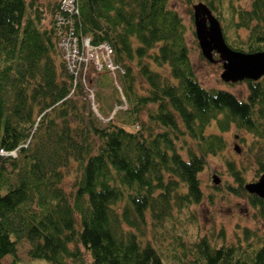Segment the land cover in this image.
<instances>
[{"label":"trees","instance_id":"1","mask_svg":"<svg viewBox=\"0 0 264 264\" xmlns=\"http://www.w3.org/2000/svg\"><path fill=\"white\" fill-rule=\"evenodd\" d=\"M229 1L235 29L248 35L246 51L228 47L264 51V0H248L247 10ZM169 2L78 0L82 33L106 44L124 71L128 125L136 128L128 131L96 118L80 82L71 94L73 77L52 24L41 29V7L0 0V149L19 148L16 159H0V264L6 256L17 264L20 240L32 260L49 264H164L145 232L203 201L199 175L226 150L222 135L231 129L252 137L256 173L264 174V77L243 82L245 101L201 88ZM206 3L218 13L220 0ZM225 168L234 183L226 192L245 196L264 220V201L244 190L245 169L231 160ZM242 240L215 247L202 238L193 248L201 264H264V238L244 229Z\"/></svg>","mask_w":264,"mask_h":264},{"label":"rangeland","instance_id":"2","mask_svg":"<svg viewBox=\"0 0 264 264\" xmlns=\"http://www.w3.org/2000/svg\"><path fill=\"white\" fill-rule=\"evenodd\" d=\"M34 1L44 12L41 29L49 30L52 24L53 8L59 0ZM220 1L221 4L219 3L218 6L215 4L218 13L212 12V15L220 23L226 45L246 51L247 32L235 29L234 24L237 19L233 18L229 9L230 1ZM199 3L207 4L206 0H170L169 2V9L176 12L186 28L185 43L189 50V61L196 80L203 89L225 91L237 100L245 101L247 97L246 85L243 82L224 83L220 79L223 70L218 56L214 55V62L209 63L201 55L191 18L193 7ZM233 5L247 10L250 1L233 0ZM111 60L114 61L112 56ZM158 71L164 76L168 77L169 75L167 68ZM115 75L116 85L112 83L106 71L97 72L89 62L83 75L84 78L81 79L86 89L84 92L92 104V112L102 124L105 125L112 121L128 131H134L136 128L128 125L129 107L125 101L119 74L115 73ZM136 75L137 83L144 86V82L137 72ZM140 119L145 120L144 115H141ZM215 132V125H211L208 133ZM222 136L227 143L226 150L221 156L208 157L206 168L199 175L204 194L203 201L199 205L190 206L174 213L173 217L156 231L148 229L145 232V238L157 249L164 264H201L193 245L202 238H206L215 247L243 244L244 229L254 232L256 237L264 238V220L259 218L257 212L249 205L247 198L245 196L234 197L225 190L227 184L234 185L233 180L226 172V160L234 161L237 167L245 169V185L259 180L263 174L257 175L256 173L258 150L251 145L252 137L244 132H236L231 129ZM72 178L70 174L64 180L63 186L66 191L70 190ZM213 180L218 181L217 186L213 184ZM215 186L219 188V191L213 189ZM29 248V244L25 240H20L17 243L15 255L17 264H49L42 260H32L28 256ZM12 259V257L6 256L2 259L1 264H10Z\"/></svg>","mask_w":264,"mask_h":264},{"label":"built area","instance_id":"3","mask_svg":"<svg viewBox=\"0 0 264 264\" xmlns=\"http://www.w3.org/2000/svg\"><path fill=\"white\" fill-rule=\"evenodd\" d=\"M52 26L57 36V49L61 61L68 74L73 77L71 94L78 82L86 90L81 79L84 78L89 62L97 72L106 71L112 83L117 84L115 73L123 75L124 71L114 61L112 62V53L106 44L94 46L90 38L82 33L78 0H59L58 10L52 18ZM18 149L12 151L0 149V159H16Z\"/></svg>","mask_w":264,"mask_h":264},{"label":"water","instance_id":"4","mask_svg":"<svg viewBox=\"0 0 264 264\" xmlns=\"http://www.w3.org/2000/svg\"><path fill=\"white\" fill-rule=\"evenodd\" d=\"M192 18L201 55L209 63L214 62V55L218 56L223 70L220 79L224 83L256 82L264 77V51L248 54L230 49L219 21L202 3L193 7ZM213 184L217 186L218 181L213 180ZM244 190L264 201V174L257 182L246 184Z\"/></svg>","mask_w":264,"mask_h":264}]
</instances>
